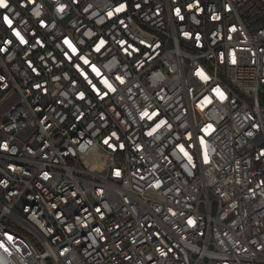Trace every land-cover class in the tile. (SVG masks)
<instances>
[{
	"label": "built area",
	"instance_id": "2783aa9c",
	"mask_svg": "<svg viewBox=\"0 0 264 264\" xmlns=\"http://www.w3.org/2000/svg\"><path fill=\"white\" fill-rule=\"evenodd\" d=\"M261 88L264 0H7L0 264H264Z\"/></svg>",
	"mask_w": 264,
	"mask_h": 264
},
{
	"label": "snow or ice",
	"instance_id": "6c2138e0",
	"mask_svg": "<svg viewBox=\"0 0 264 264\" xmlns=\"http://www.w3.org/2000/svg\"><path fill=\"white\" fill-rule=\"evenodd\" d=\"M0 8H7V0H0ZM122 8H123V6H121L120 9H117V11L122 10ZM177 14L179 15V10H177ZM109 15H111V13H109ZM3 19H4V22L7 23V24L9 25V27L12 26V21L8 18V16L5 15V16L3 17ZM16 35L20 38L21 43H24V42H25V41L23 40V37H20L19 32H16ZM65 43L68 44V47L72 49V52H73V53H75L76 49H75V48H74V47H73V46H72L67 40L65 41ZM102 45H103V41H101V46H102ZM99 50H100V48L98 47V48H97V51H99ZM81 59H84V58L81 57ZM84 63L87 64L88 61H87V60H84ZM93 71H95L97 75H100L99 71H98L97 69H95V67H93ZM117 79H119V77H118ZM204 79L206 80L207 77H204ZM121 82H123V81H121ZM89 83H91V81H89ZM104 83H105V85L109 88L110 91H115V89L112 88V86H111L110 84H108V82H107L106 80L104 81ZM93 88L95 89V85H93ZM217 91H218V90H217ZM219 95H220L221 99L224 98L222 93H219ZM210 102H211V101H209V103H210ZM157 115H158L157 113H152L151 115H149V113L144 112V113L142 114V117H141V118L143 119L144 117H147L148 120H152L153 117H154V116H157ZM163 123H165V121H161L160 124H157V125H156V127L159 128V127L161 126V124H163ZM155 130H156V129H153V131H155ZM148 135H152V132H149ZM105 143H107V141H105ZM180 150H181V152H184V148H183V146H181ZM184 155H185V156H188V153H187V152H184ZM189 161L191 162V158H189ZM205 162H207V157H205ZM117 175H119V173H117ZM98 211H99V210H98ZM7 238H8L9 241L12 240V237H11V236H8ZM0 247H5V246H4L3 243H0ZM5 251H8V249H7L6 247H5Z\"/></svg>",
	"mask_w": 264,
	"mask_h": 264
},
{
	"label": "rangeland",
	"instance_id": "374dc122",
	"mask_svg": "<svg viewBox=\"0 0 264 264\" xmlns=\"http://www.w3.org/2000/svg\"><path fill=\"white\" fill-rule=\"evenodd\" d=\"M260 94H261L262 96H264V88H261V89H260Z\"/></svg>",
	"mask_w": 264,
	"mask_h": 264
}]
</instances>
